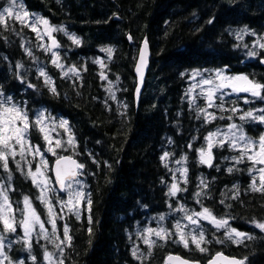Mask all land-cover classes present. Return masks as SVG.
<instances>
[{
  "label": "trees",
  "instance_id": "obj_1",
  "mask_svg": "<svg viewBox=\"0 0 264 264\" xmlns=\"http://www.w3.org/2000/svg\"><path fill=\"white\" fill-rule=\"evenodd\" d=\"M7 1L0 0V9ZM24 1L31 12L64 24L80 41L77 45L63 33L57 34L64 66L59 69L38 47L40 40L30 28L7 16V30L0 25V92L24 104L30 121L39 107L65 118L76 141L69 150L84 165L91 209L80 220L73 215L67 218L72 240L61 257L64 264H165L169 254L204 264L218 252L245 260V264H264V232L254 223H264V192L251 187L253 178L260 186L255 171L249 172L252 163H235L233 158L240 153L228 143L212 147L211 167L200 162L199 153L201 149L207 152L205 138L211 132L229 124L239 123L257 141L264 135V125L241 121L239 116L249 110L261 115L256 110L264 109V100L230 92L218 103L220 121L204 122L183 98L185 78L193 70L245 75L264 84V49L255 47L257 55H247L254 39L251 32L264 35V0ZM142 41L150 46L151 62L135 108L133 66ZM109 48L111 56L105 51ZM17 63L23 65L19 70L23 83L17 78ZM40 64L51 77L55 94L39 76ZM73 67L78 75L68 71ZM28 83L35 88L27 87ZM233 108L239 111L233 114ZM30 136L40 143L38 128H31ZM166 153L168 159L184 160L186 176L177 179L181 191L175 196L168 194L170 165L161 159ZM9 169L12 205L19 206L17 201L28 196L45 221L47 214L31 178L11 161ZM7 176L0 164V178L7 181ZM203 179L207 186L201 185ZM197 192L202 193L200 197ZM178 203L208 208L216 218L227 219L231 228L255 239L234 244L221 230L202 222L206 240L212 241L202 245L206 252L190 241L185 248L170 239H155L148 259L134 257V248H148L134 234L135 229L155 216L167 219ZM0 232L5 235L1 224ZM8 234L14 235V244L5 248L9 258L20 256L24 264H33L35 256L37 264H44V251L50 249L35 235L30 255L19 226ZM215 238L224 243H216Z\"/></svg>",
  "mask_w": 264,
  "mask_h": 264
},
{
  "label": "snow or ice",
  "instance_id": "obj_2",
  "mask_svg": "<svg viewBox=\"0 0 264 264\" xmlns=\"http://www.w3.org/2000/svg\"><path fill=\"white\" fill-rule=\"evenodd\" d=\"M17 7V0H9V6L4 7L2 12H0V25L5 26V30H7L6 17L14 18L17 22H19L22 26L30 28L33 32L37 34V39L43 41L44 36H48L51 40L50 45L39 44L38 47L42 48L45 52H51V63L59 68L63 69V64L60 63V57L57 52L53 49L59 48L60 45L57 41L51 36L53 31H64V29H54L49 25L47 19L37 16L35 14H30L26 10H24L22 5H19V11H13L14 8ZM40 26L44 27L43 33L40 32ZM246 30L242 29L241 33H245ZM67 34V33H66ZM239 39H242L241 34H237ZM74 44H79L80 41L74 36H70ZM131 39V37H129ZM259 43V42H258ZM21 47L24 48V44H21ZM146 47V44H145ZM259 47L264 49V43H260ZM109 56H111L112 49H106ZM25 52L32 56V52L30 49L25 48ZM248 56H256L257 53L254 51H249L247 53ZM35 60V57H33ZM144 61V52H141V63ZM264 63V60L261 61ZM23 68V65L17 63L16 69L18 70L17 78L21 79L23 83V77L19 76V70ZM39 76L44 78V83L46 86H50V91L53 94L56 93V89L53 85L52 79L46 71L43 69H39ZM73 75H78L76 69L73 67L68 70ZM137 71H140V67L138 66ZM67 75V73H65ZM200 72L193 73V79L197 76H200ZM215 78L220 81L219 84H214V80L212 78L201 79L198 82V86L202 89V92L205 90L206 86V100L208 103V107H212L214 104V97L216 91L223 89L225 87H230L233 92H245L250 94L252 97H256L258 99L264 100V84L259 82L250 80L245 75L233 76V77H225L222 72L215 73ZM27 87L35 88V85L28 83ZM195 87V86H194ZM191 91V90H190ZM245 103H249L248 100H245ZM221 110H224L221 105ZM204 112L205 122H209V117L215 118L211 113L205 112L203 109L199 110ZM233 114H235L239 109L233 108L231 109ZM262 113L261 115H255L254 111H246L242 115L239 116L241 121H254L261 124H264V109H258ZM231 119V117H229ZM45 116L43 112L39 113L34 121H30L27 112L24 107L13 102L12 97H4L2 93H0V164H2L4 172L8 173L7 182L0 178V224H2L5 233H15L17 230V226L23 229L24 232V244L29 250L31 255L32 248V236H35L38 239H44L50 243H53L55 248L57 249L58 256L56 253L49 252L47 250L44 251V261L46 264H64V260L61 258L64 255V248L71 246L72 237L69 234V227L65 224L63 228V238L56 237V240H53V237L56 236L57 232V224L56 217L52 213L51 202L48 200V193L53 191L50 187L52 183L46 175L48 170L54 172L56 177V183L59 185V190L64 192L67 190L68 199L67 201L60 200L61 209L67 208L69 212H72L79 219V210L78 206L82 203H87L89 211L91 209V200L87 198V195L78 188H74L73 185H79L80 182L77 180V177L80 175L81 170L84 168V165L78 163L76 160L72 159L71 156H58L55 160V164L53 168L49 169L48 162L44 159L43 152L41 150V146L32 144L29 139V131L31 128H38L39 132L42 134V137L45 141L46 147L44 151L52 154L53 156L57 155V149L67 150L65 144L68 147H75L74 138L69 134V138L67 141H63L61 139H53L52 131L53 128H47L45 123ZM60 127H63L65 131H68L67 121H60ZM229 132L232 133V136L228 140H220V146H223L225 143H228L229 146L236 151H239L240 155L238 157L233 158L235 163H243L245 160L252 163L253 167L249 169L250 174L255 171L259 173L260 186L257 187L255 178H253V183L251 185L253 191H262L264 192V135H261L258 141H253L251 138L247 137L244 134L243 129L237 124H231L229 126ZM239 135H236V133ZM218 133H210L208 137L205 139L208 142V150L207 152L204 149L199 150L201 160L200 162L203 164H207L209 167L212 166V155L211 149L217 141L214 139ZM32 156L33 159L39 157L40 162L36 165L35 170H32L31 162L26 159L27 156ZM167 153L165 156L161 157L164 160L167 157ZM19 156L20 159L17 160L16 157ZM9 158H11L15 163L17 169L21 170V174H26L29 178H31L32 183L35 187H37L40 191V202L44 204L49 210V223H51L52 231L48 233L45 229L44 223L41 222L40 217L37 215L36 210L32 207V201L28 196L23 198V209H14L12 203L9 199V191L13 190L12 188V173L9 169ZM21 162L28 165L27 173H24L21 168ZM256 165H262V167H256ZM233 169L229 168L228 171L231 172ZM182 175L186 176V170L182 172ZM201 185H204V181H201ZM206 186V185H205ZM82 185L80 188L82 189ZM178 191L181 189L177 186L176 183H173L169 189V195L175 196ZM201 192H197L195 195L197 197L201 196ZM235 198V197H233ZM199 202V201H198ZM176 211L184 212L183 219H186L188 224L184 225L178 220L174 225L175 235L178 237L177 240L173 242L182 243L185 248L189 247V241L191 244L195 246L197 250L200 252H206L207 249L202 247V245L206 243H211L212 241L206 240L204 229L201 228L199 221L205 220L211 223L217 231L220 229H226L225 231V239L232 241L234 244H242L244 240H252L255 239L254 236L249 235L247 233L236 230L235 228H231L228 224V220L224 218H216L210 209L203 208L200 212H192L189 214L187 210L183 207L175 209ZM19 211L20 215L23 217L19 221H17L15 212ZM63 218V214L61 213V217ZM160 221L164 220V217L161 216L159 218ZM89 223H91V218L89 217ZM255 226L264 232V223L255 222ZM39 227V231H36V227ZM189 225L193 226L189 228ZM187 229V231H186ZM89 233H91V229H89ZM152 236L157 237L160 240H166L171 238L172 233H170L167 229L160 226L157 228H147L145 229V234L142 235V239L144 244L148 246V255H151V249L156 244V241L151 239ZM216 243H224V240L219 238H215ZM58 241V242H57ZM10 247V242L6 244L5 237L3 234H0V264H13L10 258L5 253V248ZM143 255V254H141ZM133 256H137V250H133ZM247 259V258H245ZM33 264H37V258L32 256ZM168 261H176L178 264H188V261L183 260L181 257H173L169 256ZM19 264H24L23 261H20ZM208 264H245V260H238L236 258H229L223 255V253H216V255L208 261Z\"/></svg>",
  "mask_w": 264,
  "mask_h": 264
},
{
  "label": "rangeland",
  "instance_id": "obj_3",
  "mask_svg": "<svg viewBox=\"0 0 264 264\" xmlns=\"http://www.w3.org/2000/svg\"><path fill=\"white\" fill-rule=\"evenodd\" d=\"M19 5H22L23 8H24V10H26L30 14H35L37 16L42 17V15H40L38 13L31 12L28 9V7H27V5H26V3H25L24 0H17V7L13 9L14 12L15 11H19ZM7 6H9V0L4 4V6H2V8L0 9V12H2L3 8L4 7H7ZM6 16L7 15L5 14V17ZM48 22H49V25L52 28H54V29H61V28L64 29V31H53L51 33V36L52 37H57V34L60 35L62 33L67 38H69L70 36H74V35L70 34V32H68L69 30H67V28H66V26L64 24H56V23L51 22L50 20H48ZM43 31H44V27L43 26H40V32L43 33ZM251 35H252V37H254V39L248 44L247 48H248L249 51H254L253 49L255 47L260 48L259 47V44L260 43H264V35H257V34L252 33V32H251ZM74 37L77 38L76 36H74ZM49 40L50 39L48 38V36H44L43 41L40 40V44L43 43V44L48 45ZM54 51L57 52L59 54V57H60L61 52L58 49H55ZM254 52H256V51H254ZM45 54L49 57V60L51 62V52H45ZM41 66L42 65L40 64V69H43V66L42 67ZM197 71L200 72L201 75L200 76H197L195 79H193V73L194 72H197ZM215 73H217V71L193 70L185 78L184 92H183L184 101L187 103L188 108L195 109L198 115L204 117V119H203L204 122H205L204 112H201L199 110L203 109L205 112L211 113L212 116L215 117L214 119L211 118V117H209V122H215L217 120L220 121L219 115H218V112H217L219 110L218 103L227 94H229L230 92H233L230 87H225L223 89H220V90L216 91V94H215V97H214V104H213L212 107H208V103H207L206 95H205L207 86H206L205 90L202 92V89L198 86V82L201 79L212 78L214 80V84H219L220 81L215 78ZM38 74H39V71H38ZM223 75L225 77H233V75H229L227 73L226 74L223 73ZM235 76H239V75H235ZM109 83H108V89L111 90V91H113V87L114 86H110ZM0 93H2L4 97H12V100H13L14 103L20 105L21 107H24L25 111L27 112V115H28L29 119H31V117L28 114V110L26 109V107H25L24 104H21V102L18 99H15L11 94H8V93H5V92H0ZM113 93L116 94L117 92L113 91ZM234 93H237V92H234ZM239 93H245V92H239ZM41 112H43V114H44V116L46 118L45 123H46L47 128H53V131L51 133L53 139H61L63 141H67L68 138H69V134H71V129H70L69 123L67 122V128H68V131L67 132L65 131V129L63 127H60L59 126L60 121H62V120L63 121H67V120L65 118H61L60 115L54 114L51 110L45 109L44 107H39V108L34 109V112L32 114V119L35 120L36 117H37V115L39 113H41ZM230 125L231 124L225 125L222 128L219 127L217 129H215L213 132H211V133H218L219 134V135H217L214 138L217 141V143H215L214 146L217 145L220 140H228L232 136V133L229 132V126ZM237 125L240 126L239 123H237ZM240 127L242 128V126H240ZM38 132H39V130H38ZM244 134L247 137H249L245 132H244ZM236 135H239V133L237 132ZM71 136L74 138V136L72 134H71ZM29 139H30V141H31L32 144L41 146V150L43 152L44 159L48 162L49 169H51V164H52V163H50V159L51 158H53L55 160L58 156H63L65 154L74 156V152L75 151L69 150V149H74V148L73 147H68L67 144H65V147L67 148V150L65 151L63 149H57L56 150L57 151V155L56 156H53L52 154L44 151V148L46 147V145H45V141H44V139L42 137V134L40 132H39V138H36V140L37 139H40V143L35 142V141L32 140V138L30 136V131H29ZM74 141H75V138H74ZM253 141H256V140H253ZM206 143L208 144L207 140H206ZM75 145H76V141H75ZM16 159L19 160L20 157L17 156ZM26 159L31 162V167H32V170L34 171L36 165L40 162L39 157L33 159V157L29 155V156L26 157ZM9 161H11L12 164H13V166L16 167V163L11 158H9ZM166 161H168V163L170 165L169 166V170L171 172V179H172L170 182L167 183V186L168 187H171V185L173 183H176L177 186H179L180 185V182L177 179H183L184 178V175H182V172L185 170L184 160L183 159L176 160V159H168V158H166ZM256 167L257 168L258 167H262V165H256ZM21 168L22 169H25V171L27 173V170H28V165L27 164H24L23 162H21ZM251 168H252V166H251ZM50 173H51V170H48L46 172V175L49 178V180L52 182L50 184V187L53 189V191H50L48 193V200L51 202L52 213L56 217L57 232H56V236L53 237V240H56V237H59L61 239L63 238V228H64L65 224H67V226H68L67 218L69 216H71V215H73V216H76V215L73 214L72 212H69L67 208L61 209L59 201L60 200L67 201V199H68V193H67V190L64 193H62V194L58 193V191L56 189V186H55V183L53 181L52 175H50ZM254 175L257 177L258 182L260 184L259 173L258 172H255ZM77 180L80 182V184L79 185L74 184L73 187L74 188H78L79 190H82L87 195V198L89 199V190H88V187H87V183H86L85 177L83 178L82 175H81ZM203 181H204V184L207 186L206 181L204 179H203ZM5 182H7V181H5ZM11 184H12V181H11ZM80 185L83 186L82 189L80 188ZM38 191H39V189H38ZM39 193H40V191H39ZM17 202H18L19 206H15V207L13 206V208L14 209H23V207H24L23 200L21 199L20 201H17ZM21 203H22V205H21ZM39 203H40L41 207L44 209L45 213L47 214V217H46V220L45 221L43 220V216L41 215V213L36 209V207L33 204H32V207L36 210V213L40 217L41 222L44 223L45 229L48 231V233H51L52 226H51V223H49V210L40 201H39ZM180 207H183L185 210H187L189 212V214H191L192 212H200V211H202L201 209L196 208L195 206H187L185 204L178 203L166 215V218L167 219H164L163 221H160L159 218L161 216L152 217L148 221H146V224L145 225L142 224L141 227L138 226L135 229L134 234L142 237V235L145 234V229H147V228H157V227L162 226L165 229H167L170 233H172L171 238H168V239H170L172 242L174 240H177L178 237L175 235V228H174V225L176 224V222L179 220L181 222V224H184V225H187L188 224L187 220L186 219H183L184 212H182V211H176L175 210V209H178ZM78 210H79V213H80L79 218H81L83 215L87 214L88 211H89V208H88L87 203L80 204L78 206ZM61 213L63 214V218H60L61 217ZM15 216L18 217V218H16L17 221H19L20 219L23 218L20 215V212L19 211L15 212ZM202 222H204V223H206V224L214 227L211 223H209V222H207L205 220H200L199 221V224H200L201 228H203ZM1 227L3 229L2 224H1ZM191 227H193V226L189 225V228H191ZM35 230L36 231H39L38 225H37V227H36ZM220 230L225 235L226 229H220ZM186 231H187V229H186ZM0 234H2V233L0 232ZM34 235L35 234H33V236ZM4 237H5L6 244H8L10 242V247H11L14 244V242H13L14 235L13 234L5 233ZM21 238L23 240L25 239L24 232H23V229L22 228H21ZM36 239L37 240H40L44 244L45 247H47V248L49 247L48 249H50V252L56 253L57 256L59 255L58 252H57V249L55 248V246H54L53 243H50V242H48V241H46L44 239H38L37 237H36ZM151 239L155 240V239H158V238L155 237V236H152ZM142 242L144 244V241L143 240H142ZM173 243H175V244H182V243H178V242H173ZM189 246H190V243H189ZM153 249L154 248L151 249V255L153 253ZM64 250H65V248H64ZM134 250H137V257L139 259H141V260L148 259L151 256V255H148V251H149L148 248L147 249H144V248H134ZM5 253L7 254V251L6 250H5ZM141 254H143V255H141ZM7 256H8V254H7ZM10 260L13 262V264H19V262L22 261L23 259L19 256L16 259H11L10 258ZM5 264H7V262H5ZM44 264H46L45 261H44Z\"/></svg>",
  "mask_w": 264,
  "mask_h": 264
},
{
  "label": "water",
  "instance_id": "obj_4",
  "mask_svg": "<svg viewBox=\"0 0 264 264\" xmlns=\"http://www.w3.org/2000/svg\"><path fill=\"white\" fill-rule=\"evenodd\" d=\"M50 44H51V42H50ZM145 44H146V47H145ZM142 51L144 52V61H143V63H141V52ZM150 58H151L150 46L147 43V41H142L140 43V45H139V49H138V52H137L136 60L134 62V66H133V74H134V77H135L133 101H134L135 108H137L138 105H139V101H140V97H141V94H142V90L144 88L146 76H147L148 70L150 68ZM138 66L140 67V71L139 72L137 71ZM66 156H68V155H66ZM72 159L76 160L79 163V161L76 158L72 157ZM54 164H55V161L53 162V166H54ZM53 166H52V168H53ZM52 174H53L54 180L56 181V177H55L53 171H52ZM56 187L59 190V185L57 183H56ZM59 192H61V191L59 190ZM215 255L216 254H214L210 259H212ZM223 255L226 256V257H229V258H233L234 257V256L227 255L225 253H223ZM169 256L181 257L183 260L188 261V264H201L198 261L188 260L186 258H183L180 255H177V254H170V255L166 256L165 257L166 264H178V262H176V261H168V257ZM234 258L238 259L237 257H234ZM238 260H240V259H238ZM205 264H208V261Z\"/></svg>",
  "mask_w": 264,
  "mask_h": 264
},
{
  "label": "flooded vegetation",
  "instance_id": "obj_5",
  "mask_svg": "<svg viewBox=\"0 0 264 264\" xmlns=\"http://www.w3.org/2000/svg\"><path fill=\"white\" fill-rule=\"evenodd\" d=\"M56 24H59V23H56ZM57 36H58V35H57ZM53 38L57 41V43H59V42H58V37H53ZM50 41H51V40H49L48 45H49ZM200 71H205V70H200ZM52 164H53V163H52ZM52 164H51V166H52Z\"/></svg>",
  "mask_w": 264,
  "mask_h": 264
},
{
  "label": "bare ground",
  "instance_id": "obj_6",
  "mask_svg": "<svg viewBox=\"0 0 264 264\" xmlns=\"http://www.w3.org/2000/svg\"><path fill=\"white\" fill-rule=\"evenodd\" d=\"M51 42V41H50ZM49 45H50V43H49ZM150 62H151V60H150ZM52 166H53V164H52ZM52 166H51V168H52ZM51 175H52V178H53V174H52V171H51Z\"/></svg>",
  "mask_w": 264,
  "mask_h": 264
}]
</instances>
